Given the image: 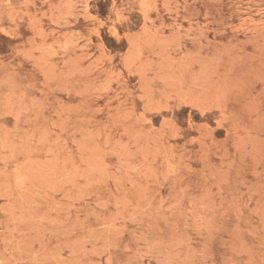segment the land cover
Instances as JSON below:
<instances>
[{"label":"rangeland","instance_id":"1","mask_svg":"<svg viewBox=\"0 0 264 264\" xmlns=\"http://www.w3.org/2000/svg\"><path fill=\"white\" fill-rule=\"evenodd\" d=\"M0 264H264V0H0Z\"/></svg>","mask_w":264,"mask_h":264}]
</instances>
